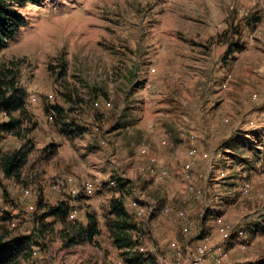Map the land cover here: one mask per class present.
<instances>
[{
    "label": "rangeland",
    "instance_id": "374dc122",
    "mask_svg": "<svg viewBox=\"0 0 264 264\" xmlns=\"http://www.w3.org/2000/svg\"><path fill=\"white\" fill-rule=\"evenodd\" d=\"M16 9L26 23L3 42L0 70L26 93L27 113H13L19 133L4 134L0 147L35 145L18 176L0 171V239L31 236L14 264H130L110 235L114 199L135 225L133 254L145 263L134 264H201L188 259L199 245L210 264L219 252L220 264L262 262L264 0H41ZM231 44L240 49L228 53ZM56 106L83 133L65 134L72 129ZM124 111L143 132L138 143L134 127L116 128ZM229 138L245 141L230 149ZM151 200L160 211L137 218ZM60 201L65 219L46 213ZM88 213L96 242L70 243Z\"/></svg>",
    "mask_w": 264,
    "mask_h": 264
},
{
    "label": "trees",
    "instance_id": "16d2710c",
    "mask_svg": "<svg viewBox=\"0 0 264 264\" xmlns=\"http://www.w3.org/2000/svg\"><path fill=\"white\" fill-rule=\"evenodd\" d=\"M40 1L41 0H0V48L6 39L13 37L20 27L26 23L25 18L17 11L16 6L23 7L28 3H37ZM235 49H240V46L238 44H235V46L231 44L227 51L228 53H233ZM9 73L13 74V71H9ZM55 108L59 110V117L61 118V113L64 111V108L60 106H56ZM15 112H20L22 114L27 113L26 93L12 78L8 79L7 74L0 70V116L2 113H5L9 117L8 121H0V141L6 133H19L16 128L20 126L22 120L13 116ZM64 118V116L61 118L62 124L72 129L68 130L65 128V134H71V131L72 133H83L85 130L84 128L78 126L75 122H67V119ZM134 120L135 117L131 119L130 115H128V111H124V113L122 112L119 116V119H117L116 128L124 129L130 126L134 127V135L130 136V141L138 143L143 138V132L140 128L133 126ZM243 141H245L243 138L237 140L229 138L224 142L223 146L232 149L239 146ZM34 145V142L29 138L20 148L10 153L3 154L0 147V171H3L8 177L18 176L20 167L27 161L28 155L32 148H34ZM58 148L59 144L52 143L49 144L45 150L48 151L50 156H53L57 153ZM68 211V205L64 201H60L56 205H49L46 213L53 216H62V218L65 219L67 218ZM111 213L114 218L110 226V235L115 247L122 251L128 263L134 264L135 260L145 263L143 259L139 256L137 257L135 253L133 254V250L136 246L133 235L135 225L122 199L113 200L111 203ZM87 218L89 220L87 226L73 228L74 234L69 238L70 243L74 242L77 238L88 240L89 242H96L95 236L99 234L98 222L93 214L88 213ZM30 240V235L8 240L0 239V264H14ZM257 264H264V260Z\"/></svg>",
    "mask_w": 264,
    "mask_h": 264
},
{
    "label": "built area",
    "instance_id": "2783aa9c",
    "mask_svg": "<svg viewBox=\"0 0 264 264\" xmlns=\"http://www.w3.org/2000/svg\"><path fill=\"white\" fill-rule=\"evenodd\" d=\"M143 152H146L145 148L143 149ZM186 156H187V158L189 160L187 162V164H186V168L190 169L191 166L194 163V159L196 157V151L194 149L187 150ZM167 175H168V172L166 170H164V171H162L160 176L164 177V176H167ZM188 177H189V175H188ZM71 179L72 178L70 176L68 178H66V179H63V185H66V182L67 181H71ZM242 188H243L244 194L249 193V191H250L249 190V185H243ZM92 189H93V186H92L91 183L85 184V190H86L87 193H91ZM72 191H73V194H77L79 192L78 189H76V188H73ZM171 210H172V207L170 205H168V204H165L163 206V208H162V211L164 213H169V212H171ZM159 211H160V207H159V205L157 204L156 201H152V200L149 201V202L141 201V203L136 208V216H137V218H142V217H144V216H146L148 214L149 215L157 214ZM76 214H77V210H74L72 216H76ZM184 214H185L184 211L180 210L177 215L182 217V216H184ZM138 226H139V223H138ZM191 228H192L191 226L185 227L184 228L185 233L186 234L189 233ZM220 231L224 235L227 236L231 232V226L230 225L222 226L220 228ZM236 231H237L238 236L240 237V242H239L240 248L246 249L247 248V242L245 240V236H246L245 230L243 228H239ZM226 257H227V253L219 252L214 257V261H215L216 264H220ZM188 259H192L193 261H195L197 263H204L208 259L207 247L205 245H199L197 247V249L189 251Z\"/></svg>",
    "mask_w": 264,
    "mask_h": 264
},
{
    "label": "crops",
    "instance_id": "0c3cea01",
    "mask_svg": "<svg viewBox=\"0 0 264 264\" xmlns=\"http://www.w3.org/2000/svg\"><path fill=\"white\" fill-rule=\"evenodd\" d=\"M87 226V225H86ZM173 252V251H172ZM22 253V252H21ZM175 253V252H174ZM174 255H177V253H175ZM164 263V261L162 260V264ZM201 264H210V260L205 261L204 263Z\"/></svg>",
    "mask_w": 264,
    "mask_h": 264
}]
</instances>
